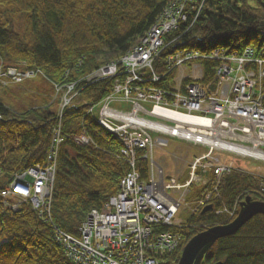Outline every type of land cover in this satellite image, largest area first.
Masks as SVG:
<instances>
[{
    "label": "trees",
    "instance_id": "obj_1",
    "mask_svg": "<svg viewBox=\"0 0 264 264\" xmlns=\"http://www.w3.org/2000/svg\"><path fill=\"white\" fill-rule=\"evenodd\" d=\"M169 2L0 0L25 15L21 36L0 21V61L4 66L24 62L43 72L54 88L63 87L122 57ZM199 10L191 26L182 24L167 36L175 48L203 53L220 49L234 54L247 46L264 45V0H204ZM201 64L207 76H212L217 62L204 60ZM23 84L13 87L27 89L20 87ZM109 84L107 79L87 85L76 82V103L80 101V105L63 109L61 117L50 110L55 101L48 104L45 95L41 97L45 103L33 99L36 103L16 111L0 99V187L15 172L45 161L53 130L63 135L56 149L50 219L42 220L27 204L15 212L4 211L0 204V264H73L65 259L53 228L76 235L91 209H99L118 191L129 169L118 156L120 144L81 111L85 102L100 101L109 92ZM262 88L264 91V82ZM83 132L91 141L86 147L66 139ZM141 171L145 176V168ZM262 187L264 175L232 170L220 178L218 193L222 204L231 206L245 196L264 201ZM202 189L191 186L187 201L198 198ZM201 211L187 218L180 248L168 256L172 264L179 259L183 245L202 232V224H223L213 213ZM216 263L264 264V216L254 215L232 236L216 240L201 264Z\"/></svg>",
    "mask_w": 264,
    "mask_h": 264
},
{
    "label": "built area",
    "instance_id": "obj_2",
    "mask_svg": "<svg viewBox=\"0 0 264 264\" xmlns=\"http://www.w3.org/2000/svg\"><path fill=\"white\" fill-rule=\"evenodd\" d=\"M191 2L193 0H171L132 49L83 79L85 83L93 84L102 79L114 78L112 92L97 106L90 107L87 113H92L99 107V123L122 142L124 148L121 156L128 162L130 170L121 179L116 194L111 196L100 210L90 211L78 229V236L53 229L55 239L64 248L65 257L74 264H170L166 256L179 247L181 236L175 231H164L160 228L178 225L176 215L180 210L183 195L180 194L176 198L169 192L186 189L189 184L177 185L174 178L164 180L161 168L152 159V149L157 146L166 147L168 138L199 145L206 150L204 155L194 160L192 170L196 167H201L203 172L212 169L213 173L220 177L234 167L229 157L237 153L231 151V147L225 149L220 145L214 146L205 143L201 138L183 136V133L171 129L163 130L162 137L153 138L157 129L131 125L128 118H136V113L140 117L145 116V113L151 114L142 103L151 104V110H155V107L169 108L174 110V113L192 115L194 119L195 114L201 113L212 118L211 110L216 114L220 112L223 115L241 116L246 115L249 110L253 113L252 117L258 118V113L264 117L263 95L260 89L264 79V59H254L251 49H246L240 56H223L219 51L201 55L198 52L169 50L170 53L164 60L161 59L160 55L164 49L172 43L167 40L168 34L180 25L187 24L190 16L193 20L197 17L200 5L197 8L190 7ZM199 58L219 61L215 76L209 84L200 83L204 71L199 64L192 63L194 59ZM155 60L164 64L166 74L174 70L177 72L173 84L165 89L153 87L155 82L164 77L155 72ZM249 61L257 64L256 72L245 68ZM34 74L35 71L31 69L17 71L14 68L6 73L12 83H18ZM185 80L189 81L184 85ZM134 82L142 85L133 86ZM212 84H215L214 88H211ZM55 89L62 93L59 98L61 108L75 103L78 96L75 83ZM116 95L120 97L116 98ZM114 99L128 101L130 109L123 111L112 108L110 103ZM262 132L264 133V130ZM73 140L82 145L89 142L84 135L76 136ZM62 141L63 136L58 129L53 130L45 164L34 165L14 175V180L0 194L4 197L18 196L28 199L33 209H48L55 175L56 149ZM138 149L147 150L141 159L148 161V180H142L137 170ZM246 159L256 160L252 157ZM191 174V179L195 180L193 172ZM161 180L169 196V200H164L166 206L155 203L150 197L152 185ZM262 190L263 187L261 194L264 195ZM215 192V187L207 191L197 202L198 206L218 197ZM234 210L235 206L232 210L222 208L215 214L225 213L232 217Z\"/></svg>",
    "mask_w": 264,
    "mask_h": 264
},
{
    "label": "bare ground",
    "instance_id": "obj_3",
    "mask_svg": "<svg viewBox=\"0 0 264 264\" xmlns=\"http://www.w3.org/2000/svg\"><path fill=\"white\" fill-rule=\"evenodd\" d=\"M168 41L172 42V46L173 39ZM173 48L176 49L174 45ZM161 59L164 60V57ZM153 67L157 69V73L159 74H162L166 69L164 64L160 63L159 60L153 62ZM148 110L151 113L150 115L145 113V116L140 117L136 113V118H128L129 123L142 128L157 129L156 138L162 137L163 130H176L183 133V136L188 135L197 139L201 138L205 143L214 146L220 145L225 147V149L231 147V151L237 153L235 155H238L239 157L237 158L239 159L245 160L246 157H252L256 159L254 160L256 162H261L258 160L264 161V133L262 132L264 130V117L259 115V113L258 118H255L252 117L253 113L249 110L244 116L239 114L223 115L220 112L216 114L211 110L213 112L212 118L201 113L195 114L194 119L192 115H181L174 113V110L165 109L164 107H155V110ZM208 119H211V121H208ZM157 148L159 147L157 146L155 149ZM161 183L162 180L156 185H152L150 197L155 203L166 206L164 200H169V196H167V191H165Z\"/></svg>",
    "mask_w": 264,
    "mask_h": 264
},
{
    "label": "rangeland",
    "instance_id": "obj_4",
    "mask_svg": "<svg viewBox=\"0 0 264 264\" xmlns=\"http://www.w3.org/2000/svg\"><path fill=\"white\" fill-rule=\"evenodd\" d=\"M24 14L18 11V9H15L13 5H7V4H0V21L5 22L13 31H15L20 36L23 34L24 31ZM254 53V52H253ZM44 75V73H42ZM45 76V75H44ZM46 77V76H45ZM27 87V89L24 90H18L19 87H13V88H7L0 91V99L4 101V103L12 109L16 110H24L30 106V104L36 103V100L33 99H40L38 103L46 102L50 104L52 101V96L55 93V90L53 89V84L45 79L44 77H41L40 75L37 76L35 79L27 80L23 85L20 87ZM45 95V99L41 100V97ZM43 98V97H42ZM111 106H116L122 109L128 108V105L126 103H112ZM51 111H58L59 106L57 104V101L55 103H52L49 106ZM223 112V111H222ZM256 117V116H254ZM181 143H177L174 141L170 142V146L166 149H155L154 150V157L159 162L160 165H162L165 169V172L167 174H171L174 176H181V181H184L187 179L188 174V167L190 164L189 157L192 158V156L199 154L197 148H188L186 145ZM234 157H239L233 154ZM247 162V163H246ZM239 164L241 163L244 165V167H247V169L251 170L252 168L257 169L258 171L264 170V164L258 163L255 161H239ZM183 218H188V212L187 210L181 214ZM44 220V217L41 218Z\"/></svg>",
    "mask_w": 264,
    "mask_h": 264
},
{
    "label": "water",
    "instance_id": "obj_5",
    "mask_svg": "<svg viewBox=\"0 0 264 264\" xmlns=\"http://www.w3.org/2000/svg\"><path fill=\"white\" fill-rule=\"evenodd\" d=\"M211 206L202 209V213L210 211ZM237 216L229 223L214 225L192 236L183 246L176 264H201L205 254L213 247V243L223 237L235 234L254 215L264 216V201H257L245 196L239 205ZM220 264V263H216Z\"/></svg>",
    "mask_w": 264,
    "mask_h": 264
}]
</instances>
